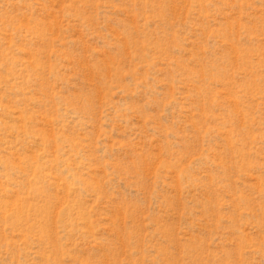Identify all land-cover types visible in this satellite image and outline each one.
Segmentation results:
<instances>
[{
	"label": "rangeland",
	"instance_id": "1",
	"mask_svg": "<svg viewBox=\"0 0 264 264\" xmlns=\"http://www.w3.org/2000/svg\"><path fill=\"white\" fill-rule=\"evenodd\" d=\"M0 264H264V0H0Z\"/></svg>",
	"mask_w": 264,
	"mask_h": 264
}]
</instances>
